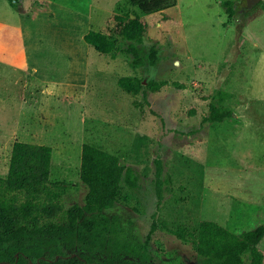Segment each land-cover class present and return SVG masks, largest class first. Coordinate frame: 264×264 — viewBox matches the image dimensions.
Returning a JSON list of instances; mask_svg holds the SVG:
<instances>
[{
  "label": "rangeland",
  "instance_id": "374dc122",
  "mask_svg": "<svg viewBox=\"0 0 264 264\" xmlns=\"http://www.w3.org/2000/svg\"><path fill=\"white\" fill-rule=\"evenodd\" d=\"M224 1L177 0L144 13L130 0H0V176L16 140L50 145V180L69 187L67 204L83 203V144L117 155L139 186L121 185L107 213L121 216L154 264H200L193 238L203 220L234 233L264 225V0L251 8L231 0L232 16ZM134 13L146 23L136 44L142 64L122 36ZM90 30L115 49L88 44ZM122 76L141 80L142 90L124 91ZM157 82L166 84L154 91L148 84ZM212 105L231 115L204 122ZM156 158L164 164L160 204ZM257 247L264 256V238ZM45 251L96 264L126 257L63 236L0 247V264Z\"/></svg>",
  "mask_w": 264,
  "mask_h": 264
},
{
  "label": "trees",
  "instance_id": "16d2710c",
  "mask_svg": "<svg viewBox=\"0 0 264 264\" xmlns=\"http://www.w3.org/2000/svg\"><path fill=\"white\" fill-rule=\"evenodd\" d=\"M8 1L15 6L20 0ZM130 2L144 13L162 11L177 4V0ZM224 6L230 16L235 14L233 1H224ZM134 15L135 18L128 16L122 36L130 41L126 51L133 55V62L142 64L144 59L136 44L143 42L146 23L140 20L137 13ZM84 40L103 54L115 49V42L102 31L90 30L84 35ZM154 54L153 48V58ZM118 84L132 94H138L143 88L142 81L134 76H122ZM165 84L157 82L148 85L156 91ZM230 115V112L212 105L203 121L223 122ZM51 157L50 145L20 140L14 142L8 174L6 177L0 176V247L77 236L84 244L110 247L114 254H124L126 257L121 264H154L146 244L128 238L121 216L107 213L116 202L121 185L131 189L139 186V176L134 167L122 163L115 154L89 143L83 144L80 178L87 191L83 203L67 204L65 195L69 187L50 180ZM155 165L156 194L160 204L164 198L163 160L156 158ZM177 234L186 239L182 231H177ZM263 238L264 225L234 233L214 221L203 220L193 241L200 264H263V253L257 247ZM16 260L25 264H96L79 255H54L48 251L41 257L26 256L24 253L13 255L9 262L3 264Z\"/></svg>",
  "mask_w": 264,
  "mask_h": 264
},
{
  "label": "water",
  "instance_id": "95a60500",
  "mask_svg": "<svg viewBox=\"0 0 264 264\" xmlns=\"http://www.w3.org/2000/svg\"><path fill=\"white\" fill-rule=\"evenodd\" d=\"M260 1L261 0H246V5L248 8H251L254 7L256 4H258Z\"/></svg>",
  "mask_w": 264,
  "mask_h": 264
},
{
  "label": "crops",
  "instance_id": "0c3cea01",
  "mask_svg": "<svg viewBox=\"0 0 264 264\" xmlns=\"http://www.w3.org/2000/svg\"><path fill=\"white\" fill-rule=\"evenodd\" d=\"M45 94H47V95H49L50 93H48V92H46ZM12 153V152H11ZM11 153H10V158H11ZM10 160V159H9ZM7 176V175H6ZM6 176H4V177H6Z\"/></svg>",
  "mask_w": 264,
  "mask_h": 264
}]
</instances>
